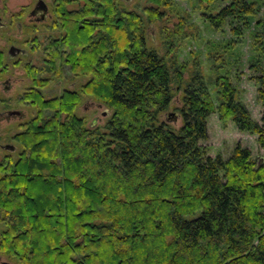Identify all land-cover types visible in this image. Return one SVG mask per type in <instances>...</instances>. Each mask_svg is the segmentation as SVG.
<instances>
[{
	"label": "trees",
	"instance_id": "1",
	"mask_svg": "<svg viewBox=\"0 0 264 264\" xmlns=\"http://www.w3.org/2000/svg\"><path fill=\"white\" fill-rule=\"evenodd\" d=\"M215 29L240 39L262 0H198ZM142 17L118 0H83L69 34L47 54L54 75L63 65L88 78L46 98L33 88L23 100L37 110L0 160V258L14 264H264V161L238 144L229 158L201 145L208 119L234 122L264 150V74L260 121L240 100L215 51L216 101L194 63L189 81L176 58L148 46V27L170 0H148ZM253 34L264 56V15ZM147 23V24H146ZM3 58L0 56V66ZM225 71L227 73H225ZM222 72V73H220ZM220 74V75H219ZM182 92L179 128L162 120ZM86 98L112 110L109 134L77 114ZM176 109V110H177ZM12 153V154H11Z\"/></svg>",
	"mask_w": 264,
	"mask_h": 264
},
{
	"label": "rangeland",
	"instance_id": "2",
	"mask_svg": "<svg viewBox=\"0 0 264 264\" xmlns=\"http://www.w3.org/2000/svg\"><path fill=\"white\" fill-rule=\"evenodd\" d=\"M261 2L263 6L258 16L251 20V28L244 31L243 36L237 39L232 33V26L226 25L221 30L215 31L206 21L205 15L215 14V4L211 5L209 10L198 0H170L169 6L159 10L162 13L161 19L148 27V46L157 50L168 60L176 58L179 65L187 69L184 76L186 82L191 77L194 63L201 64V72L215 101L217 91L215 80L218 74L215 72V62L211 57L215 56V51L220 52L225 61L230 64L227 72L238 90L240 100L247 106L253 119L260 121L263 112L262 104L258 100L260 86L253 77L264 74V56L255 51L253 34L257 31L258 19L264 15V0ZM118 3L128 11L139 13L145 19H147L146 9L152 7L148 0H118ZM3 41L9 40L1 35L0 46ZM43 43L44 40H41L42 45ZM33 48L36 51L27 60L5 62L3 58L1 65L3 70L0 69L2 74L0 76V160L9 153L4 148L7 145H13L19 151L20 146L13 141V137L21 131V125L32 121L37 114L36 108L22 99L34 86L33 78L29 75L27 68L32 66L38 69L44 68L46 56L43 54V46L39 49L34 45ZM38 74L40 79H49V82L45 81L46 86L40 89L46 98L58 97L66 89L70 90L73 83L76 82L78 85L75 87L78 88L88 80V78H75L74 75L65 80L63 76L54 75L45 70ZM181 98L182 92H179L172 108L168 111L169 114L175 113L179 116L176 122L172 116L168 117L166 114L162 116V120H167L175 128H179L182 124L180 112L177 109L181 107ZM86 99L77 114L86 119L87 126L99 128L102 133L109 134L108 122L112 110L92 98ZM13 111H20L22 114L8 116V113ZM208 129V140L201 142V145L206 147L209 156L222 155L225 159L229 158L236 146L240 144L251 151L256 163L264 161V150L258 145V137L240 132L234 122L224 123L214 114L208 119ZM17 155L18 152H13L15 158ZM0 264L14 263L6 258H0Z\"/></svg>",
	"mask_w": 264,
	"mask_h": 264
},
{
	"label": "flooded vegetation",
	"instance_id": "3",
	"mask_svg": "<svg viewBox=\"0 0 264 264\" xmlns=\"http://www.w3.org/2000/svg\"><path fill=\"white\" fill-rule=\"evenodd\" d=\"M82 3L83 0H0V32L9 40L3 41L0 46L3 47L0 48V56L5 62H21L36 51L34 45L39 49L43 46V54L46 56L44 68L32 66L29 69L38 73L44 70L55 71L54 65L48 64L47 54L53 52L52 47H56L69 34L74 12ZM41 40H44L43 45ZM0 69L3 70L2 66ZM63 71L65 80L72 78L68 66L63 65ZM41 80L47 82L49 79ZM58 84L61 86V82ZM77 85L73 83L70 90H75ZM13 112L16 113L9 112L8 116L22 114L20 111Z\"/></svg>",
	"mask_w": 264,
	"mask_h": 264
},
{
	"label": "water",
	"instance_id": "4",
	"mask_svg": "<svg viewBox=\"0 0 264 264\" xmlns=\"http://www.w3.org/2000/svg\"><path fill=\"white\" fill-rule=\"evenodd\" d=\"M14 113H16V112H12L11 114H14ZM169 116H172L173 117V119H174V122H176L177 120H178V118H179V116L177 115V114H175V113H173V114H168V117ZM7 151H9V152H14L15 151V146H13V145H7V146H5L4 147Z\"/></svg>",
	"mask_w": 264,
	"mask_h": 264
}]
</instances>
